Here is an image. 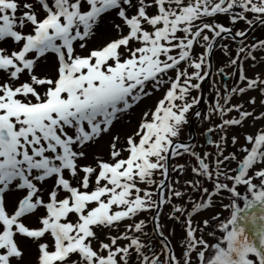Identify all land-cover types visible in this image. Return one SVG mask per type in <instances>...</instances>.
<instances>
[{"label":"snow or ice","instance_id":"1","mask_svg":"<svg viewBox=\"0 0 264 264\" xmlns=\"http://www.w3.org/2000/svg\"><path fill=\"white\" fill-rule=\"evenodd\" d=\"M257 27L264 0H0V264H264Z\"/></svg>","mask_w":264,"mask_h":264},{"label":"rangeland","instance_id":"2","mask_svg":"<svg viewBox=\"0 0 264 264\" xmlns=\"http://www.w3.org/2000/svg\"><path fill=\"white\" fill-rule=\"evenodd\" d=\"M224 22H226V21H224ZM235 28H236V30H242V29L245 28V25L243 23H239V24H237L235 26ZM255 39H264V28L257 27L255 30H253L249 34V37H248L249 42H251L252 40H255ZM221 43H229L233 50H235L238 47V44L233 43L231 41H221ZM212 59H213V69L215 70L216 68L223 66L224 63L228 60V57L224 56L223 52L219 49V47H217V49L215 50V54H214ZM257 69H259V65H257ZM249 74L250 75L254 74V72H253V70L251 69L250 66H249ZM233 80H234V78L228 79L226 81V83L229 86H231L232 83H233ZM204 87H205V89H207V84H205ZM205 94L207 95L208 93L206 92ZM249 95H256V93H254V92L253 93H249ZM244 99H247V97H245ZM234 102H243V101L241 100L240 97H237ZM151 103H152L151 99L146 100L144 102V104H142L140 106V108H138L136 110V112L132 114L131 123L134 124L136 119L139 116L140 110L145 108L146 105H150ZM261 110H264V106H260L259 103H258L257 104V111H261ZM125 123L127 124L129 122L125 121ZM254 127H255V125H253L251 123V121H250L248 123V125L246 126V128L230 130L229 135L235 134L236 132L243 133L245 131H251ZM194 133L197 136V143L199 145L198 148H197L198 151H200L201 149L204 150V151H210V152L213 151L212 146L208 145L207 142H206L207 138L200 136L199 133L196 132L195 130H194ZM228 147L230 149L232 146L229 145ZM173 163L174 164H186V165L190 166L192 164V161H191L190 157L184 156L183 158H178V159L174 160ZM189 178H190V172L187 171V170L183 174H178L177 172H172V173H170L169 182L179 181V183L176 184V187L178 189H180V190H185V188L183 187L184 181L189 179ZM188 192H189V195H192L190 189L188 190ZM176 202H178V201H176ZM179 203H182V202L179 201ZM164 209H165L164 213L161 214V217H160V222L164 225L165 235H169V233L172 232L173 229L175 230V235L174 236H169V239L172 242V246L175 249L176 246L179 247L178 246V238L181 236L182 230H181V228H180V226L178 224H176L174 221L168 219L169 208L165 207ZM212 213H213V211L210 212L209 215L211 216ZM203 216L204 217H208V216H206V214L203 215ZM223 217H225V216H223ZM152 229H153L152 223H149L148 224V231L150 232V235L152 236V241L151 242L155 245L157 243L155 241L153 242V240L157 241V238L155 237L154 232L152 231ZM155 246H156L157 249L160 248V246H158V245H155Z\"/></svg>","mask_w":264,"mask_h":264},{"label":"flooded vegetation","instance_id":"3","mask_svg":"<svg viewBox=\"0 0 264 264\" xmlns=\"http://www.w3.org/2000/svg\"><path fill=\"white\" fill-rule=\"evenodd\" d=\"M193 134L195 135L194 129H193ZM195 137H196V141H197V136L195 135ZM174 203H179V201L178 202L174 201ZM216 203H217V206L216 207H213L212 209H209V210L205 211L203 213V215L206 214V216H210L209 213L213 211L212 215L215 214L216 212H221L222 213V216L227 217L228 216V212L227 211H224L222 208L219 207V203H220L219 201H217ZM224 203H227V200H224ZM164 208L165 207L161 208V210H160L161 211V214L164 213V210H165ZM152 226H153V224H152ZM154 235L157 238V241L156 240H153V242L155 241L157 243L155 245L160 246V239L161 238L158 235H156L155 233H154ZM178 248L179 247H177V246L175 247V250L177 251V254H179V249Z\"/></svg>","mask_w":264,"mask_h":264}]
</instances>
